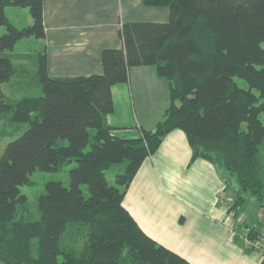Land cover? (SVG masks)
<instances>
[{
    "label": "trees",
    "instance_id": "trees-1",
    "mask_svg": "<svg viewBox=\"0 0 264 264\" xmlns=\"http://www.w3.org/2000/svg\"><path fill=\"white\" fill-rule=\"evenodd\" d=\"M141 4L166 7L168 19L121 23L122 45L102 50L100 73L51 76L46 52L39 50V96L7 101L1 85L16 69L9 57L0 56V118L27 123L0 155L1 263L190 264L145 234L122 205L144 159L178 128L186 134L191 161H209L224 190L232 188L231 198L220 194L227 198L228 212L235 216L246 202L244 192L256 197L259 220L236 232L248 229V240H261V248L243 245L260 251L264 264V0ZM7 6L28 8L32 22L16 28L6 16ZM1 25L6 31L0 34V52L12 50L22 38H44L42 0H0ZM147 65L168 82L169 105L154 129L122 138L106 122L114 110L112 86L127 82L131 67ZM124 159L123 172L109 185L106 170ZM71 162L67 185L45 183L34 219L19 187L31 183L35 170L58 171ZM81 185L87 186V196ZM18 208L28 214L16 219ZM65 233L73 244H61ZM80 239L83 245L76 248Z\"/></svg>",
    "mask_w": 264,
    "mask_h": 264
},
{
    "label": "crops",
    "instance_id": "crops-1",
    "mask_svg": "<svg viewBox=\"0 0 264 264\" xmlns=\"http://www.w3.org/2000/svg\"><path fill=\"white\" fill-rule=\"evenodd\" d=\"M42 5L41 49L55 77L100 73L102 50L122 45L121 23L166 21L169 15L166 7L143 6L141 0H42ZM112 98L107 124L113 134L133 138L162 119L169 86L153 66H135L127 82L112 86ZM191 154L184 131L171 130L138 168L122 205L145 234L190 264H260V251H247L238 236L230 235L231 227L240 231L259 220V207L255 214L237 210L233 216L226 203L233 194L224 190L215 166L203 158L191 161Z\"/></svg>",
    "mask_w": 264,
    "mask_h": 264
},
{
    "label": "rangeland",
    "instance_id": "rangeland-1",
    "mask_svg": "<svg viewBox=\"0 0 264 264\" xmlns=\"http://www.w3.org/2000/svg\"><path fill=\"white\" fill-rule=\"evenodd\" d=\"M5 13L9 21L16 28L25 27L32 22L28 12V8L7 6L5 8ZM5 31L6 27L4 25H1L0 34H3ZM41 48L42 41L40 39L27 37L18 40L12 50H5L3 52H0V56H7L11 59L16 69L10 80L2 83L1 85L2 91L6 95L7 101H13V99L25 95L39 96L41 94V89L36 79V54L39 50H41ZM235 81L241 88H248V84L245 80L236 78ZM26 127L27 123H19L13 125L7 122L5 118H0V155L6 143L16 138ZM89 132L92 135L94 130L90 129ZM62 143L65 145L66 141H63ZM87 148H89V145L86 146V149ZM126 162L127 161L124 159V161H122L121 163L113 164L106 170V181L109 185L115 184L114 177L116 174L123 172ZM74 166V162H71L63 166L58 171L35 170L29 175L31 183L21 185L19 187V190L20 193L24 194L27 197V207L30 216H32L34 219H37L39 217L38 197L45 192V183L48 181L59 180L64 185H67L68 172ZM81 188L84 196H87V186L81 185ZM228 192L231 194V189L228 188ZM244 193L246 202L240 208H238V210L243 214H247L250 211L251 214H255L256 207L258 206L256 197L249 192ZM28 213L23 212L20 208H18L16 219L19 218L22 214L26 216ZM68 235V233H65V235L62 237V245L72 243ZM82 245L83 240L80 239L78 245L76 243V248H80Z\"/></svg>",
    "mask_w": 264,
    "mask_h": 264
},
{
    "label": "built area",
    "instance_id": "built-area-1",
    "mask_svg": "<svg viewBox=\"0 0 264 264\" xmlns=\"http://www.w3.org/2000/svg\"><path fill=\"white\" fill-rule=\"evenodd\" d=\"M247 232H248V229H245L240 234H237V232L234 228H230L231 237H235L238 235V237L240 238V240L243 241V244L245 246H252L253 248H261V246H262L261 240L260 239H258L257 241L248 240Z\"/></svg>",
    "mask_w": 264,
    "mask_h": 264
}]
</instances>
